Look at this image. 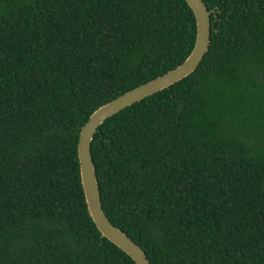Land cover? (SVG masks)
<instances>
[{"label": "trees", "instance_id": "trees-1", "mask_svg": "<svg viewBox=\"0 0 264 264\" xmlns=\"http://www.w3.org/2000/svg\"><path fill=\"white\" fill-rule=\"evenodd\" d=\"M204 2L196 71L96 132L102 206L151 264H264V0ZM196 35L185 0H0V264H136L89 214L80 132Z\"/></svg>", "mask_w": 264, "mask_h": 264}, {"label": "water", "instance_id": "water-1", "mask_svg": "<svg viewBox=\"0 0 264 264\" xmlns=\"http://www.w3.org/2000/svg\"><path fill=\"white\" fill-rule=\"evenodd\" d=\"M194 13L197 35L194 47L185 61L175 69L142 84L95 110L82 127L78 144L81 183L89 214L101 235L130 256L136 264H151L144 249L106 216L96 168L92 156V141L99 127L123 109L158 93L191 75L209 51L211 41V13L204 0H185Z\"/></svg>", "mask_w": 264, "mask_h": 264}]
</instances>
